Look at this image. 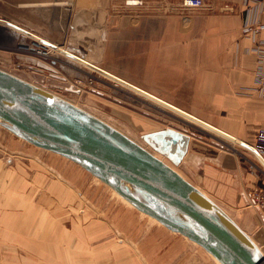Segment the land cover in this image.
I'll list each match as a JSON object with an SVG mask.
<instances>
[{"label":"crops","instance_id":"0c3cea01","mask_svg":"<svg viewBox=\"0 0 264 264\" xmlns=\"http://www.w3.org/2000/svg\"><path fill=\"white\" fill-rule=\"evenodd\" d=\"M111 1L76 0L86 13V28L79 33L90 37L87 42L91 45L101 46L94 51L104 68L98 66L100 72L233 138L214 130L205 133L170 126L144 137L151 151L211 197L263 249L264 207L250 204L248 193L264 189V166L251 149L240 143L254 145L264 127V97L254 79L257 56L244 53L252 40L241 31L247 5L253 0H213L210 9L192 19L190 14L179 12L187 9L174 7L181 0H147L149 7H141L132 18L125 16L116 26L111 18ZM33 2L41 0L18 5ZM0 20L20 25L9 17L0 16ZM258 41L264 52V32ZM124 44H128L127 51L122 49ZM115 57L120 63L111 65ZM184 100L202 104L194 108L178 103ZM3 142L0 264H217L200 245L196 246L200 251L190 252V242L184 236L144 238L148 242L140 244H159L165 251L134 252L129 246L135 242L111 235L110 218L114 225L123 223L128 206L112 196L117 208L109 216V206H105L109 192L105 189L98 188L95 197L104 206L107 221L91 218L79 222L73 217L76 196L70 190V180L76 174L73 171L84 175L79 168L61 167L65 172L62 175L37 159L61 179L55 180L43 169L31 171L20 159L29 154ZM133 207L129 205L128 209L132 211Z\"/></svg>","mask_w":264,"mask_h":264},{"label":"rangeland","instance_id":"374dc122","mask_svg":"<svg viewBox=\"0 0 264 264\" xmlns=\"http://www.w3.org/2000/svg\"><path fill=\"white\" fill-rule=\"evenodd\" d=\"M23 1L26 0L17 2H13L12 0H0V16L12 18L21 26L33 31L35 34L61 45V47L56 49L62 53V55L57 54L54 56L55 59H52V61H55L54 65H51V61H41L49 67L41 66L37 64V60L33 59L34 55L18 50L16 45L17 40L8 33V31H12L0 25V67L69 98L85 109L113 124L115 127L119 128L147 148L150 144L144 139V137L148 138L153 131L168 126L189 128L205 133H212L210 129L202 127L198 122L188 117H184L182 114L166 107L161 102L153 100L151 97L133 90L130 86H127L124 83L108 78L100 72L99 68L94 70L91 67H87L85 64L73 62V57H71L73 56V52L67 49L68 53L66 48H73V50H75L74 53L77 56L87 59L91 63L103 68L100 55L95 56L94 53L96 49L100 50V44L91 45L87 42L90 37L87 38L79 33L86 28V13L80 9L76 0H41V2H33L34 4L31 5L19 6L18 4ZM133 1H137L138 3L134 4ZM203 1L204 7L199 9L183 7V0L178 4H175L174 7L179 6L180 8L187 9L179 12L190 14L191 19L197 18V14L199 15L202 10L210 9V4L213 2V0ZM111 2H113V4L111 5L110 13L111 18L115 20V26L118 22H121L125 16L132 18L134 14L141 11V7H149L146 3L147 0H112ZM135 9H137L136 12ZM88 17L90 19L92 16ZM16 27L20 28L19 25H16ZM110 39L116 40L117 38ZM48 40L46 41L51 44ZM99 41H101L100 36ZM114 44H117V41H115ZM114 44L113 47L117 48ZM127 46L128 44H124L122 49L127 51ZM61 48L63 49L62 51L59 50ZM38 61L40 60L38 59ZM119 63L117 57L110 60L111 65H118ZM80 69L88 74L91 72L92 76L83 74L80 72ZM79 79L82 81L79 82ZM178 103L186 107L194 108H198L202 104V102L198 100H184ZM4 139L7 142H5ZM0 141L5 145H7L8 142L12 143L13 147H10L9 145L7 146L13 150L27 152L29 155L20 159L31 167V171H36L38 168L43 169L55 180H59L60 178L48 169L49 165L57 169L62 175H64L65 172L61 170V167L69 169L67 165H70L74 168H79L78 170L84 175L81 176L78 171H73V173L76 174L71 173L72 171L69 172L75 176L72 178L73 180H70L73 182V190L69 189L76 196V201L73 202V217H77L79 222H85L87 219L91 218L99 219L100 221H107L104 217V206L100 204L95 197L98 188L105 189L110 193H107L108 197L106 198L108 200L105 202V206H109V216L113 210L115 211L117 208V205L114 204L116 201L112 196L118 198L128 207L129 205H133L134 207L131 209L132 211H130L128 207L125 208L126 220H123V223L114 225L112 223V218H110L111 221L108 223L111 227L112 236L120 239L128 238L131 242L136 243L135 245L129 246L134 252H150L151 250L157 252L165 251L164 246L159 244H140L141 242H148L144 241V238L151 237L152 239H163L167 237L171 239L184 236L183 234L172 230L159 220H156V218L154 219V217L127 200L120 193L121 196L118 195L110 188L111 186L100 180L97 176L93 175L89 170L74 162L72 159L52 151L41 149L24 139L15 136L1 126ZM6 154V156H9V153L6 152ZM0 155L2 154L0 153ZM158 156L162 158L160 155ZM37 159L44 161L48 166H44ZM91 183H93V185H90ZM88 189H91L90 191L92 192H89ZM130 190L135 194L132 187ZM98 199L104 200L105 198L102 199L98 197ZM143 214L146 216H143ZM134 217L138 218V220L134 219ZM149 217L152 222H149ZM184 237L190 242V252H193L194 249L200 251L196 248L199 244L186 236ZM160 241L161 239L158 240V242ZM153 242L155 243L157 241ZM174 247L176 252V245H174ZM262 250H264V248Z\"/></svg>","mask_w":264,"mask_h":264},{"label":"water","instance_id":"95a60500","mask_svg":"<svg viewBox=\"0 0 264 264\" xmlns=\"http://www.w3.org/2000/svg\"><path fill=\"white\" fill-rule=\"evenodd\" d=\"M0 126L41 149L72 159L221 264H264V253L253 238L166 161L69 98L2 67ZM114 179L127 182L135 194ZM170 210L182 214L186 223L168 218Z\"/></svg>","mask_w":264,"mask_h":264},{"label":"built area","instance_id":"2783aa9c","mask_svg":"<svg viewBox=\"0 0 264 264\" xmlns=\"http://www.w3.org/2000/svg\"><path fill=\"white\" fill-rule=\"evenodd\" d=\"M182 6L190 9H199L204 7V1L183 0ZM0 25H2L5 28L10 25L16 26L18 24L15 23L7 24L6 21L0 20ZM20 29L22 31L17 33L8 31V33H10V35L17 40L16 42L17 49L21 50L24 53L34 55L33 59L37 60L36 61L37 64L41 66L49 67L43 62H50V61H51V65H54L55 61H52V59H55L54 56L57 54L62 55V53H60L55 48L61 46L55 42H52L44 37L35 34L33 31H30L29 29L23 26H20ZM241 31L244 36H249L252 40V45L244 48V53L255 54L257 56V65L255 68L254 79H255V84L257 86V91L262 97H264V52L261 47V42L258 41L259 35L264 32V0H253L250 4L247 5ZM23 32L27 33V35L24 34ZM39 39L48 40L55 47H51L43 42H40ZM67 49L73 53L75 51L73 50V48L70 47L66 48V50ZM38 59L40 61H38ZM80 72H82L85 75L92 76L91 72H89L90 74L84 72V70H81ZM81 81L82 80L79 79V82ZM247 147L254 152L257 159L264 166V127H262L259 130L256 143L254 145H248ZM248 199H249V203L252 204L253 206L259 208L264 207V189L255 188L251 190L248 193Z\"/></svg>","mask_w":264,"mask_h":264},{"label":"bare ground","instance_id":"6f19581e","mask_svg":"<svg viewBox=\"0 0 264 264\" xmlns=\"http://www.w3.org/2000/svg\"><path fill=\"white\" fill-rule=\"evenodd\" d=\"M135 2V1H134ZM5 28H7V29H10L13 33H17V32H21L22 30L20 29V28H18V27H16V26H13V25H10V26H8V27H5ZM24 34H26L27 35V33H25V32H23ZM29 35V34H28ZM40 40V42H43V43H45V44H47V45H49V46H51V47H55V46H53L52 44H50V43H48L46 40H44V39H39ZM61 46V45H60ZM56 49V48H55ZM58 49V48H57ZM59 50H63L62 48L61 49H59ZM63 52H65V51H63ZM68 52V51H67ZM69 53V52H68ZM76 55V54H75ZM75 55L73 54V56H71V57H73V62H79V63H81V64H85V65H87V66H89V67H91V68H93L94 70H96V69H98V66L97 65H95V64H93V63H91L90 61H88L87 59H84V58H81V57H75ZM78 60V61H77ZM81 61V62H80ZM48 69V68H47ZM126 85H128V84H126ZM128 86H130L133 90H136V91H138L139 92V90H137L135 87H133V86H131V85H128ZM146 96H148L147 94H146ZM156 101H158V102H161V103H163L162 101H159V100H156ZM186 117H188V118H190V119H192V120H194V121H196V122H198V123H201V121L200 120H198L197 118H195V117H192V116H189V115H186V114H184ZM201 125V124H200ZM203 125H205V124H202L201 126L202 127H204L205 128V126H206V128L208 127V129H210V130H214L213 128V126H208V125H205V126H203ZM138 142V141H137ZM142 145V144H141ZM156 155V154H155ZM160 158V157H159ZM180 173V172H179ZM181 174V173H180ZM182 175V174H181ZM101 180V179H100ZM114 182L116 183V184H119V185H121L124 189H126L127 191L128 190H130V187H129V184L127 183V182H125V181H122V180H117V179H114ZM104 184V183H103ZM111 189H113L112 187H110ZM118 195H120L115 189H113ZM133 193V192H132ZM135 193V192H134ZM121 196V195H120ZM125 199V198H124ZM126 200V199H125ZM157 203L159 204V205H161V203L159 202V201H157ZM171 212L168 214V218H170V219H175V220H178V221H180V222H185L186 221V219H185V217L182 215V214H180V213H177V212H175V211H172V210H170ZM155 219V218H154ZM157 220V219H156ZM186 223V222H185ZM262 250V249H261ZM263 251V250H262ZM264 253V252H263ZM213 256V255H212ZM213 258H214V260L216 261V263L217 264H221V262H219L214 256H213Z\"/></svg>","mask_w":264,"mask_h":264}]
</instances>
